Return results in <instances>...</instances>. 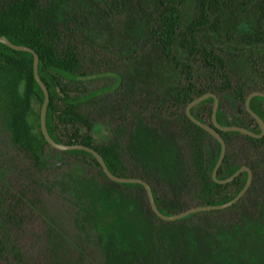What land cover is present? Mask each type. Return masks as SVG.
Here are the masks:
<instances>
[{
	"label": "trees",
	"instance_id": "1",
	"mask_svg": "<svg viewBox=\"0 0 264 264\" xmlns=\"http://www.w3.org/2000/svg\"><path fill=\"white\" fill-rule=\"evenodd\" d=\"M0 0V37L32 49L47 88L46 129L62 145H84L108 170L149 184L173 216L218 206L243 188L247 174L211 179L220 145L186 116L204 94L218 98L216 120L256 134L245 110L264 93V0ZM144 29L129 35L132 20ZM112 36L100 45L84 32ZM151 57L166 72L160 89L143 82ZM44 95L33 56L0 44V264H256L264 238V136L221 132L226 152L217 179L242 166L250 187L233 206L166 222L140 184H118L85 151H59L44 139ZM209 98L190 110L213 127ZM251 110L264 122V99ZM109 139L98 141L97 125ZM138 128L151 133L132 152Z\"/></svg>",
	"mask_w": 264,
	"mask_h": 264
},
{
	"label": "water",
	"instance_id": "2",
	"mask_svg": "<svg viewBox=\"0 0 264 264\" xmlns=\"http://www.w3.org/2000/svg\"><path fill=\"white\" fill-rule=\"evenodd\" d=\"M0 44H4L14 51L28 52V53L32 54V56H33V76H34L35 81L37 82V84L41 88L43 95H44V100H43V104H42L41 111H40V129H41V132L43 134L45 141L52 148L59 150V151L81 150V151H85V152L92 154L95 157V159L97 160V162L99 163L104 174L112 182H115L118 184H140L141 186H143V188L146 192L151 210L159 219L166 221V222H174V221L181 220V219H183L189 215L195 214V213L227 209V208L233 206L234 204H236L244 196V194L247 192L248 188L250 187V184L252 181V172L246 166H242L241 168H239L236 172H234L227 179H224V180L217 179V172H218L219 167L222 164V161H223V158H224L225 152H226L225 142L221 138V136L219 135L217 130H219L221 132H238V133H241L243 135H246V136H249V137H252L255 139L262 138L264 136V122L257 114H255L251 110L250 102L255 97H261L264 99V93L263 92H253V93L249 94L245 100V110L257 122L259 129H260L259 134L251 132L248 129L242 128V127H237V126L224 127V126L219 125L217 120H216V113H217L219 101H218V98L214 94L208 93V94H204L202 96H199L198 98L192 100L186 106L185 113H186V116L189 118V120L191 122H193L195 125H197L198 127H200L201 129L208 132L211 136H213L220 145L219 157H218V160H217V162H216V164L212 170L211 179L217 184L224 185V184L232 182L236 177H238L243 172H245L247 174V178H246V182H245L243 188L241 189V191L232 200H230L229 202H227L225 204L218 205V206H196L193 208H189V209H187V210H185L179 214H175L173 216H168V215H164L163 213H161L158 210V208L154 202L151 187L149 186L148 183H146L145 181L138 179V178H122V177L115 176L108 170V168L106 167L102 157L95 150H93L87 146H84V145H62V144L56 143L49 136L47 129H46V123H45L46 110H47V106L49 103V94H48L46 86L41 81V79L38 75V56H37V54L32 49H30L28 47L17 46V45L12 44L5 37H0ZM209 98L213 99V106H212V112H211V122H212L213 127L208 126L207 124L201 123L199 120L195 119L190 114L191 108H193L194 106L198 105L199 103H201V102H203Z\"/></svg>",
	"mask_w": 264,
	"mask_h": 264
},
{
	"label": "rangeland",
	"instance_id": "3",
	"mask_svg": "<svg viewBox=\"0 0 264 264\" xmlns=\"http://www.w3.org/2000/svg\"><path fill=\"white\" fill-rule=\"evenodd\" d=\"M185 19L190 18V2L188 0L187 5L184 10ZM145 27V22L136 18L132 20L130 26L128 27V34L137 36ZM88 37L97 42L100 45L107 46L113 39L112 36H109L106 32L100 31H91L85 30L84 32ZM144 72L142 73L143 82L147 84L151 80H155L157 88H162L168 81L166 72L160 69L158 62L153 60V58L148 57L143 62ZM135 137L133 143H131L130 150L134 153L136 152H145L148 148V142L152 139L151 133L144 128H138L135 132ZM94 137L98 141H106L109 139L108 128L105 125H97L93 131ZM247 249L254 250L258 254V258L261 260L256 264H264V238L263 240L254 242L251 246H248Z\"/></svg>",
	"mask_w": 264,
	"mask_h": 264
}]
</instances>
